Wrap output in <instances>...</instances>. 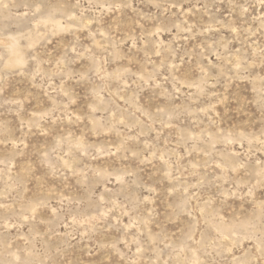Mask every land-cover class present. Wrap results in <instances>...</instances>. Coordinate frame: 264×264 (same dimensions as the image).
Here are the masks:
<instances>
[{"label": "rangeland", "instance_id": "rangeland-1", "mask_svg": "<svg viewBox=\"0 0 264 264\" xmlns=\"http://www.w3.org/2000/svg\"><path fill=\"white\" fill-rule=\"evenodd\" d=\"M0 264H264V0H0Z\"/></svg>", "mask_w": 264, "mask_h": 264}]
</instances>
